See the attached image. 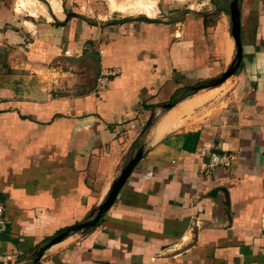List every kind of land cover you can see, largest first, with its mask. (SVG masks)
<instances>
[{"label":"crops","instance_id":"obj_1","mask_svg":"<svg viewBox=\"0 0 264 264\" xmlns=\"http://www.w3.org/2000/svg\"><path fill=\"white\" fill-rule=\"evenodd\" d=\"M17 1L0 0V264H264V0H238L241 66L219 93L199 87L234 56L224 10L99 20L83 0H37L49 17ZM93 54L118 71L99 92ZM139 147L97 224L37 258ZM212 153L234 159L211 169Z\"/></svg>","mask_w":264,"mask_h":264},{"label":"rangeland","instance_id":"obj_2","mask_svg":"<svg viewBox=\"0 0 264 264\" xmlns=\"http://www.w3.org/2000/svg\"><path fill=\"white\" fill-rule=\"evenodd\" d=\"M43 2V4H47L44 0H38ZM37 0H31V2H26V4L30 7L27 10H24L23 13H27L30 16L43 15L49 17L44 5H42ZM49 3L57 2V0H48ZM138 2V0H83L80 3H75V7L81 8L84 7V12L87 11L89 16L93 19H111L117 17H130L127 13H122L125 7L132 5L133 3ZM140 1V0H139ZM154 2L155 11L153 17H156L158 21L161 19L170 22L172 20H184L185 17H190L189 9L192 11L199 10L200 14L204 13V11L208 8H211L215 11L224 10V12L229 15V3L231 0H145ZM66 5V3H65ZM192 6V8H190ZM34 9L38 10L35 15L33 13ZM83 11V10H82ZM157 11V12H156ZM172 13V14H171ZM156 14V15H155ZM171 14V15H169ZM143 15V14H137ZM132 15V16H137ZM145 16V15H144ZM196 16V15H194ZM152 17V18H153ZM197 17V16H196ZM214 17H211L209 21L213 23ZM225 89L223 86H220L216 91L223 92Z\"/></svg>","mask_w":264,"mask_h":264},{"label":"water","instance_id":"obj_3","mask_svg":"<svg viewBox=\"0 0 264 264\" xmlns=\"http://www.w3.org/2000/svg\"><path fill=\"white\" fill-rule=\"evenodd\" d=\"M229 17H230V36L234 43V56L231 61V63L228 65V67L223 71V73L212 80H209L205 85H202L199 87V89H209L218 87L221 84H223L227 79H229L231 76H233L240 68L241 66V60H242V51H241V42H240V11H239V1L238 0H231L229 3ZM91 57H94L96 61V72L95 77L97 78L99 75V58L97 55H90ZM167 108H171V104L166 105ZM143 153V147H139V149L136 151L135 155L126 163V165L121 169L119 175L117 178L112 182L109 191L103 200L101 204L98 205V207L91 213V216L88 220L72 227L69 229V231H65L64 233H61L55 237H53L41 250V252L38 254L39 258L42 255V252L49 247L61 242L65 237L68 236L69 232H79L83 230H88L92 227H94L97 222L101 219L102 215L109 209V207L112 205L118 191L122 187V185L125 183L126 179L131 174L134 167L137 165L139 160L141 159Z\"/></svg>","mask_w":264,"mask_h":264},{"label":"built area","instance_id":"obj_4","mask_svg":"<svg viewBox=\"0 0 264 264\" xmlns=\"http://www.w3.org/2000/svg\"><path fill=\"white\" fill-rule=\"evenodd\" d=\"M118 74V71L115 70H109V69H103L98 76L97 79V84H96V89L97 91H103L109 82V79L111 77H114ZM234 159L233 156L231 155H226V154H216L212 153L210 155V161L208 167L213 169L217 166H224L227 167L229 166L230 162ZM5 224V219H4V205L2 201H0V231H2L3 227Z\"/></svg>","mask_w":264,"mask_h":264},{"label":"bare ground","instance_id":"obj_5","mask_svg":"<svg viewBox=\"0 0 264 264\" xmlns=\"http://www.w3.org/2000/svg\"><path fill=\"white\" fill-rule=\"evenodd\" d=\"M17 2H18V4L16 7H17L18 11L23 12L22 9L28 8V5L26 4L25 0H19ZM154 4H155L154 2L152 3L150 1H145V0L139 1L138 0V2L136 1V3H133L132 5L125 7L124 10L122 11V13L124 12V13H127L128 15L143 14V15L148 16V17H153L154 11H155V9H154L155 5Z\"/></svg>","mask_w":264,"mask_h":264},{"label":"trees","instance_id":"obj_6","mask_svg":"<svg viewBox=\"0 0 264 264\" xmlns=\"http://www.w3.org/2000/svg\"><path fill=\"white\" fill-rule=\"evenodd\" d=\"M191 90H193V88H190Z\"/></svg>","mask_w":264,"mask_h":264}]
</instances>
